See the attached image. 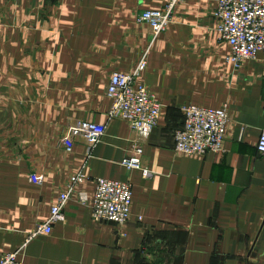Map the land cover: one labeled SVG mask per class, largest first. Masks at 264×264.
I'll return each mask as SVG.
<instances>
[{
	"label": "crops",
	"instance_id": "0c3cea01",
	"mask_svg": "<svg viewBox=\"0 0 264 264\" xmlns=\"http://www.w3.org/2000/svg\"><path fill=\"white\" fill-rule=\"evenodd\" d=\"M218 0H186L154 37L137 16L167 0H0V261L45 223L71 176L130 182L132 218L122 231L69 202L49 236L25 248L27 264H264V54L235 69L217 32ZM164 106L142 170L122 162L135 135L107 120L112 74L133 72ZM228 107L224 151L175 153L181 109ZM107 125L88 156L59 146L75 121ZM42 179L41 184L30 181ZM139 217L142 220H139Z\"/></svg>",
	"mask_w": 264,
	"mask_h": 264
},
{
	"label": "built area",
	"instance_id": "2783aa9c",
	"mask_svg": "<svg viewBox=\"0 0 264 264\" xmlns=\"http://www.w3.org/2000/svg\"><path fill=\"white\" fill-rule=\"evenodd\" d=\"M186 0H167L161 11H145L137 16L140 24L151 27L153 36L164 33L175 20V13ZM217 32L220 39L230 46L227 62L235 69L247 61H255L264 54V0H218L215 9ZM145 53L138 67L130 73H114L110 77L107 97L111 101L107 120H122L130 125L135 135L132 155L125 158L122 165L128 170H142L146 177L151 173L142 167V157L150 135L158 127L164 106L140 80L148 67ZM181 112L184 125L177 129L175 153L187 157H204L224 151L231 122L228 107L207 109L195 105H185ZM107 132V125L77 120L67 129L59 146L72 153L77 144L84 145L90 156L101 143ZM257 150L264 155V131L257 144ZM30 181L41 184L42 179L31 176ZM84 174L71 176L66 191L52 206L48 220L37 225L28 234L23 247L6 254L0 264H27L21 260L26 246L41 236H49L56 223L63 220L66 205L75 201L91 209L93 221L97 224H112L122 231L132 218L133 186L130 182L96 179L95 189L89 194ZM139 220H142L139 217ZM122 237H125L122 231Z\"/></svg>",
	"mask_w": 264,
	"mask_h": 264
}]
</instances>
